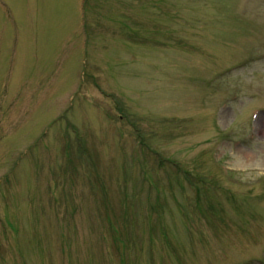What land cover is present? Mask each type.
I'll return each instance as SVG.
<instances>
[{
    "label": "rangeland",
    "instance_id": "obj_1",
    "mask_svg": "<svg viewBox=\"0 0 264 264\" xmlns=\"http://www.w3.org/2000/svg\"><path fill=\"white\" fill-rule=\"evenodd\" d=\"M256 108L264 0H0V264H264Z\"/></svg>",
    "mask_w": 264,
    "mask_h": 264
},
{
    "label": "bare ground",
    "instance_id": "obj_2",
    "mask_svg": "<svg viewBox=\"0 0 264 264\" xmlns=\"http://www.w3.org/2000/svg\"><path fill=\"white\" fill-rule=\"evenodd\" d=\"M229 110V107L226 109V111H225V113L227 112ZM224 113V114H225ZM223 114V115H224ZM260 124V125H259ZM259 124H258V126H260L261 127V130H260V132L259 133H261V134H264V115L263 114H261V116H260V118H259ZM242 147H240V149H241Z\"/></svg>",
    "mask_w": 264,
    "mask_h": 264
}]
</instances>
